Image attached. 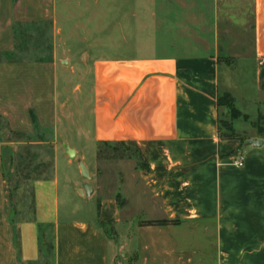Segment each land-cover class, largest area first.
Listing matches in <instances>:
<instances>
[{"label":"crops","instance_id":"1","mask_svg":"<svg viewBox=\"0 0 264 264\" xmlns=\"http://www.w3.org/2000/svg\"><path fill=\"white\" fill-rule=\"evenodd\" d=\"M61 1L0 0V117L13 132L51 136L54 149L51 172L33 183V218L18 224L15 247L4 223L0 142V264H116L123 246L122 264H264V138L248 136L263 140L248 146L221 126L219 55L227 48L219 20L228 16L218 0H112L115 43L81 50L72 89L59 44ZM251 5L253 82L242 105L264 114V0ZM64 144L84 163L91 152L89 197L66 176L60 192L59 154L71 164ZM103 146L136 157L132 198L121 170L112 192L97 184ZM236 155L244 157L240 167ZM72 191L82 205L71 203Z\"/></svg>","mask_w":264,"mask_h":264},{"label":"rangeland","instance_id":"2","mask_svg":"<svg viewBox=\"0 0 264 264\" xmlns=\"http://www.w3.org/2000/svg\"><path fill=\"white\" fill-rule=\"evenodd\" d=\"M207 5H209V1L201 7L204 9ZM210 5L213 6V2H210ZM169 6L177 9L175 1H170ZM145 7V4H139V12ZM58 9V25L61 29L59 44L62 45V49H65L62 52L63 59H69L65 76L67 77L68 88L72 89L75 84L80 83L79 69H81L83 57L81 50L87 49L89 45L106 44L112 46L115 43L113 34L117 29L113 19L114 4H112V0H101L100 4L93 3V0H62ZM218 9L222 14L221 16L233 17L232 23L230 20H226L228 17L219 20V25H223L221 32H219V45L220 48H222L221 46L227 48V51H221L219 55L221 63L220 97L229 94L234 107L241 114L243 113L240 110L249 113L246 118L232 119L226 108L221 106V126L224 128V123L234 125L233 128L231 127L234 133L245 139L253 135L264 138V114H257L253 105H242L246 94H249L250 91L252 93L253 82L251 0H218ZM242 19L245 20L244 26L238 24L240 21L242 22ZM139 23L141 27H144L145 17L139 20ZM144 30L142 28L143 33H145ZM66 46H72L73 49L78 47L79 50L75 53L71 48L72 51H69V47ZM69 66H73L72 74ZM223 111L226 113L224 114ZM224 130L227 133L226 128ZM50 140L51 136L42 137L37 130L31 134L13 132L0 117L2 209L5 218L4 223L8 226L11 243L15 247L18 245V224L33 218V183L35 180L49 175L52 169L54 149L50 145ZM73 144L76 143L73 142ZM85 152V164L92 176L94 173L93 158H91L92 155H90L89 150ZM63 155L60 153L58 156L60 192L62 181L66 177L69 179L71 188L77 186L74 185L76 182L82 184L84 181L78 167L79 156L71 159V164H68L66 156ZM97 158L99 159L98 168L101 170L100 176L103 177L98 180L99 182L97 181V184H102L104 192H112L115 187L114 177H117L115 170H121L125 175L121 182L125 192H127V199L132 198L131 188H129L130 182L139 184L137 168L135 167L138 161L134 154L123 146H103L100 147V150L98 149ZM105 160H110V164H106ZM96 176L99 178V173H96ZM90 183L93 184V180ZM71 194V203L82 205L81 200L73 191ZM64 198L66 197L59 194L60 205L64 203ZM136 198L134 197V199ZM135 202L137 201L135 200ZM157 221L162 220H144L143 223L151 224ZM47 232V230L43 232L42 228H39L38 242L42 252L48 251L50 246V243L45 240ZM107 232L113 234V229L107 227ZM124 260L125 258L119 257L116 264H122Z\"/></svg>","mask_w":264,"mask_h":264},{"label":"water","instance_id":"3","mask_svg":"<svg viewBox=\"0 0 264 264\" xmlns=\"http://www.w3.org/2000/svg\"><path fill=\"white\" fill-rule=\"evenodd\" d=\"M63 64H66L65 61H63ZM245 144L252 147H261L263 145V140L260 138H249L245 141ZM63 149L65 154L70 158L74 159L76 157V151L72 148H70L68 145L64 144ZM78 167L81 173V177L84 179V182L82 184V188L78 191L81 195H85L89 197L93 192V187L90 184L92 177L90 175V171L86 164L79 160L78 161ZM123 252L119 255L121 259H124L127 257V252L125 250V247H122Z\"/></svg>","mask_w":264,"mask_h":264},{"label":"trees","instance_id":"4","mask_svg":"<svg viewBox=\"0 0 264 264\" xmlns=\"http://www.w3.org/2000/svg\"><path fill=\"white\" fill-rule=\"evenodd\" d=\"M219 105L220 106H224L228 113L231 115L232 119L234 118H237V117H243V118H246L247 115L245 114H241L233 105V102L231 100V97L229 94H226V95H223V96H219ZM224 128H226L227 130V133H226V136H236L237 134L234 133V131L232 130L231 128V124H228V123H224L223 124ZM243 140V144L245 143L246 139H242ZM99 150H100V147H99ZM100 153V151H99ZM100 155V154H99ZM172 221H169V220H162V221H157V222H154V223H151V224H157V225H163V224H168ZM150 224V223H149ZM50 247V246H49Z\"/></svg>","mask_w":264,"mask_h":264},{"label":"built area","instance_id":"5","mask_svg":"<svg viewBox=\"0 0 264 264\" xmlns=\"http://www.w3.org/2000/svg\"><path fill=\"white\" fill-rule=\"evenodd\" d=\"M243 161H244V157L243 155H236L235 160H234V164L238 167L243 165Z\"/></svg>","mask_w":264,"mask_h":264}]
</instances>
